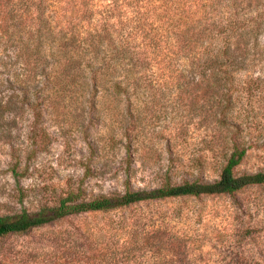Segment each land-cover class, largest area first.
I'll return each instance as SVG.
<instances>
[{
  "label": "rangeland",
  "instance_id": "rangeland-1",
  "mask_svg": "<svg viewBox=\"0 0 264 264\" xmlns=\"http://www.w3.org/2000/svg\"><path fill=\"white\" fill-rule=\"evenodd\" d=\"M82 38L67 51L47 41L32 70L0 32V214L52 206L71 190L212 181L235 147L245 150L237 172L264 171V34L247 68L214 90L199 51L177 58L172 37L165 55L136 66L114 43L83 55ZM77 54L69 74L48 66ZM0 264H264V184L57 218L1 238Z\"/></svg>",
  "mask_w": 264,
  "mask_h": 264
},
{
  "label": "trees",
  "instance_id": "trees-1",
  "mask_svg": "<svg viewBox=\"0 0 264 264\" xmlns=\"http://www.w3.org/2000/svg\"><path fill=\"white\" fill-rule=\"evenodd\" d=\"M163 27L172 30L170 34L161 35ZM0 32L16 37L23 62L32 70L37 68L34 58L43 59L40 56L47 41L56 40L67 51L69 39L75 41L83 35L82 40L89 43L79 52L94 58V44L114 43L122 62L136 66L143 65L148 55H165L169 50L166 41L169 43L172 37L177 58L199 51L203 81L214 90L232 82L236 71L247 68L244 59L257 51L259 37L264 34V0H0ZM71 57L48 66L54 72L68 73L70 68L79 67L82 55ZM113 84L121 87L124 81L116 79ZM220 98L230 100L227 92ZM244 153V149L235 147L212 181L173 182L168 177L153 188L126 185L120 192L92 197H85L80 189L71 190L52 206L0 214V239L67 215L108 211L141 201L232 195L248 186L264 184V171H236Z\"/></svg>",
  "mask_w": 264,
  "mask_h": 264
}]
</instances>
